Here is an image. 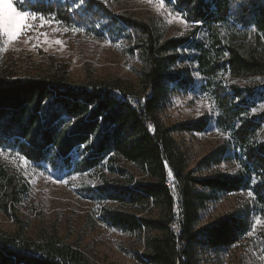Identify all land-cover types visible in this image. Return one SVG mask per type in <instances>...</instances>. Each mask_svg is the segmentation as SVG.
<instances>
[{
	"label": "trees",
	"instance_id": "16d2710c",
	"mask_svg": "<svg viewBox=\"0 0 264 264\" xmlns=\"http://www.w3.org/2000/svg\"><path fill=\"white\" fill-rule=\"evenodd\" d=\"M164 2L189 23L227 24L245 36L226 43L215 29L208 44L192 38L162 41L153 26L116 15L102 0L16 1L22 12L51 17L97 37L134 40L146 68L136 90L121 80L75 84L67 67L53 62L27 76L0 65V150L19 154L58 181L97 178L75 188L76 195L104 205L99 219L108 228L143 238V263L197 264L199 251H229L251 231L242 214L200 227L201 210L211 199L204 191L215 196L250 190L264 221V0ZM189 48L196 49L199 73L216 102V126L232 141L204 158L201 167L209 170L234 158L239 164L234 175L197 178L188 169L174 134L201 133L208 118L173 127L162 119L170 86H194L190 77L170 70L178 51ZM227 75L263 82L242 87L226 82ZM16 190L15 176L0 162V209L17 226L12 235L0 232V264H93L55 238L26 239ZM261 245L264 257V238Z\"/></svg>",
	"mask_w": 264,
	"mask_h": 264
},
{
	"label": "rangeland",
	"instance_id": "374dc122",
	"mask_svg": "<svg viewBox=\"0 0 264 264\" xmlns=\"http://www.w3.org/2000/svg\"><path fill=\"white\" fill-rule=\"evenodd\" d=\"M16 1L20 0H11L14 7ZM102 1L118 16H129L153 26L162 41L192 38L208 44L212 39L210 31L215 29L226 43L242 40L245 36L227 24L203 26L184 23L180 17L186 19L172 4L164 2L161 8L159 0ZM30 14L32 18L25 21L28 27L15 40L7 42L6 38L0 36V65H7L16 74L27 76L41 73L53 62L66 66L69 78L75 84L121 80L139 89L146 65L134 47V40L97 37L86 30L73 31L74 28L51 17ZM250 33L248 38L252 36ZM57 39L63 43L56 44ZM170 70L184 73L192 79L194 86L190 90L170 86L173 91L170 93L169 107L162 115L166 125L173 127L204 117L209 119L208 127L201 133L174 134L185 154L188 169L197 178L236 174L239 164L234 158L229 164L213 166L209 170L201 167L204 158L230 143L231 139L216 126L219 111L214 98L208 93L205 79L199 73L196 49L179 50ZM224 79L229 84L242 87L261 85L263 82L260 78L233 79L228 75ZM260 107L264 109V103ZM0 162L8 174L16 178L15 205L24 224L26 239L55 238L61 244L82 252L93 264H145L139 260L145 250L143 238L139 234H125L108 228L99 219L104 205L85 201L76 195L75 188L97 182L93 175L58 181L37 170L28 161L25 163L21 156L3 151L0 152ZM112 180L124 183L123 179L113 177ZM204 192L211 199L201 210L200 227H207L229 214H242L249 219L251 231L229 251H199L197 264H264L261 254L264 221L258 214L254 196H249L251 191L218 193L215 196ZM16 229L12 218L0 209V232L12 235ZM175 231L179 232L178 227Z\"/></svg>",
	"mask_w": 264,
	"mask_h": 264
},
{
	"label": "snow or ice",
	"instance_id": "6c2138e0",
	"mask_svg": "<svg viewBox=\"0 0 264 264\" xmlns=\"http://www.w3.org/2000/svg\"><path fill=\"white\" fill-rule=\"evenodd\" d=\"M169 2H171V0H169ZM159 3L160 7L163 8L164 0H159ZM31 18L32 15L30 13L17 10L11 0H0V36L6 38L7 42L15 40L18 35L28 27L25 21ZM180 19L184 23L188 22L184 20L183 17H180ZM65 31H67V29H65ZM73 31H82V29H73ZM45 42H47V40ZM55 43L62 44L63 42L57 39ZM0 152H2V150H0ZM21 159L24 158L21 157ZM25 163H27L26 160ZM169 175H172L171 171H169ZM251 195L252 193L249 192V196ZM257 223H259V221H257Z\"/></svg>",
	"mask_w": 264,
	"mask_h": 264
}]
</instances>
